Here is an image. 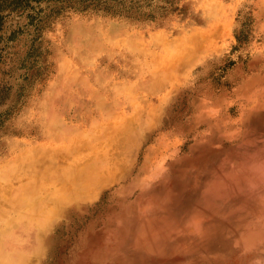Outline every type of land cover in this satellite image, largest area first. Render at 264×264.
Instances as JSON below:
<instances>
[{"label":"rangeland","instance_id":"rangeland-1","mask_svg":"<svg viewBox=\"0 0 264 264\" xmlns=\"http://www.w3.org/2000/svg\"><path fill=\"white\" fill-rule=\"evenodd\" d=\"M253 98L264 102V0H0V264H136L117 240L150 204L143 179L172 153L201 167L207 143L219 164L230 150L262 153ZM72 142L74 160L44 163ZM82 161L124 176L65 205L51 171L77 174Z\"/></svg>","mask_w":264,"mask_h":264},{"label":"bare ground","instance_id":"bare-ground-1","mask_svg":"<svg viewBox=\"0 0 264 264\" xmlns=\"http://www.w3.org/2000/svg\"><path fill=\"white\" fill-rule=\"evenodd\" d=\"M263 105L264 102L258 103L257 99H254L249 108L252 111L255 109V111H260V107ZM224 135L219 132L218 137L223 138ZM120 140L118 138L119 143L124 141ZM99 142L101 145V141ZM112 145L114 146V144ZM123 145L125 144L123 143ZM205 145V149L199 150L200 152L198 151L194 157L198 162H202L201 167L194 169L181 165L186 157H178L172 153V158L167 166H164V162L168 156H162V162L156 166L158 168L152 175L156 181L153 178L143 179L145 182L141 183L140 187L149 190L150 204L145 205L143 209H135V217L127 218L129 216L127 214L122 234L117 240L118 248L121 249L119 253L122 256L137 258L134 259L136 264H184L185 260L195 255L222 256L225 261L223 264H264V151L260 154H250L248 151L238 153L230 150L219 164L217 161H210L207 156L209 151L215 153L214 150L219 147V144L207 143ZM248 145L249 143L246 148ZM64 146L66 147V145ZM244 148L242 147V149ZM121 149L120 152H123ZM74 152L75 143L72 142L63 150H53L44 163L54 161V157L58 156L66 157V159L72 157L73 159ZM100 152L102 151L100 150ZM137 158L135 159L137 160ZM85 161H82L83 164ZM225 162L227 164L224 166ZM76 165L78 164L76 163ZM57 169L51 173H54L56 179L60 180L58 182V188L62 190L60 200L70 206L77 205L91 193H94L95 196L101 194L106 187L110 188L124 176L123 169L107 167L106 163L100 166H97L96 163V166H93V163L90 164L88 161L79 168L80 173L77 174H75L77 170L75 164H69L67 171L61 167ZM51 173L46 176L48 180L49 177L50 180L54 178ZM62 176L64 178H61ZM67 183H69L68 187H66ZM187 197L191 199L189 200L190 204L186 202ZM142 212L146 214H142ZM141 219L143 221L139 224ZM133 229L135 234H133ZM170 241L174 242L171 244ZM22 242L23 240L20 239L17 245L24 246Z\"/></svg>","mask_w":264,"mask_h":264}]
</instances>
